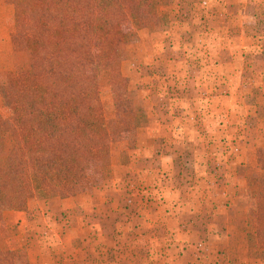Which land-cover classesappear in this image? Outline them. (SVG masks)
Segmentation results:
<instances>
[{"label": "rangeland", "instance_id": "rangeland-1", "mask_svg": "<svg viewBox=\"0 0 264 264\" xmlns=\"http://www.w3.org/2000/svg\"><path fill=\"white\" fill-rule=\"evenodd\" d=\"M14 2L15 0H0V84L6 74L29 70V53L15 51L12 45ZM156 12L158 26L140 31L133 30L131 26V31L134 34L120 49L121 74L128 80L127 96L121 109L115 104L114 96L111 95L109 88L105 87L101 90L103 118L110 127L108 129V155L106 150H102L99 160L95 162L94 171H84L75 178H68L67 182L62 185L65 189L63 197L53 195L43 197V192L37 191L28 199L23 211L3 212L0 218V249L25 251L28 264H38L36 261L41 254L42 247H38L36 244H33V248L29 249L28 247L34 260L33 263H30L26 250V246L31 244L30 242L28 244L30 236L34 234L39 241L40 238L46 240L52 235H58L61 239L63 234L75 223L70 212L62 214L60 210H57L58 206L57 209L54 207L52 210L46 209L43 202L52 203L53 201L59 202L75 198L88 205L86 215L89 216L90 221H93L95 214H104V224L99 229V234L104 239L102 244L104 247L99 249L103 253L101 255L105 259L104 264H146L144 256L150 253V250L146 249L143 244H135V247L138 246L135 256L133 252H130L133 245H130L129 240L135 241V238L139 239L142 236V224H139V221L146 217L147 211L164 206L161 205L165 204L164 195L161 192L163 184L168 182L170 186H176L179 189L182 187L185 189V186L192 187L196 178L193 174L196 166L192 162V154L203 152V149L193 142L170 147L174 153L178 154L177 158H183V160L176 162L172 172L162 168L165 173L157 174L160 176L158 177L159 181L154 180L153 177L156 174L152 173V180L147 182V179L142 177V168H152V171L155 172L157 169L160 170V164L156 157L154 159L151 156L146 158L148 152L146 153L144 150L151 151L154 148L155 151L160 149L164 153V148L162 150L157 146L158 144L149 145L150 142L145 138L146 135L144 131L141 132V129L144 130L149 122L157 118L169 121L162 113L167 106L185 107L192 103L188 99L202 98L205 91L203 87L199 86L200 82H190V79L185 81L186 77H198L199 71L203 72L202 77H209L215 72L212 69L204 68L203 65H206V62L213 63L217 58L223 61L230 60L231 56H227V52L220 54L219 51L224 45L227 46L226 50L237 46L238 30L239 32L242 30L245 38L255 39V41L253 39L251 41L257 46L253 54L247 53L244 56L243 64V60L239 59V63L235 65L237 71L244 72L243 75L248 77L246 72L250 65H254L257 70L262 72L264 69V0H157ZM252 13H258V16L254 17ZM243 29H245L244 32L247 30V34H244ZM257 29H262V33L257 34ZM240 41L243 40L240 39ZM251 43L248 44L249 47L252 46ZM205 46L208 48L203 49ZM210 57L211 59H209ZM198 62L201 66H198ZM176 77H185V79L181 83L180 81L177 83ZM258 82L259 79H256V83ZM232 83L235 84V82ZM198 103L200 100H197V105H199ZM262 104H264V100H260V105ZM149 108H152L154 112L157 109L159 111L148 114L145 111ZM0 115L4 118L7 116L1 99ZM249 122V130H245L246 135L244 136L247 140L244 147L245 163L240 167H235L234 161L227 163L229 173L236 174L237 179L229 174L226 183L234 187L235 195L240 198L239 202L246 207V213L243 209L241 212V209L236 208V212L232 214L239 220L242 219V216L244 217L243 224L241 222L239 226H236V230L234 227V233L239 236L243 233L245 237L247 252L241 256H245L255 264H264V217L258 219L255 214L250 216L248 209L249 183L254 180H264V171L261 169V160L257 152L264 147L263 144L261 145L264 130H254L252 125L254 126L255 123L253 120ZM12 144L10 136L6 134L4 147L0 154V164L5 163ZM141 150L143 151L141 152ZM240 151L241 149L233 148L230 154L232 152L238 154ZM208 167H205L206 170L210 169ZM218 167L216 166V169ZM171 173L174 174V177L171 176ZM55 179L50 180L51 186L56 184ZM256 188L257 185L254 184L250 190ZM169 198L171 199L168 202V210L172 203L178 204L180 199L177 196ZM191 199H195V197ZM39 202L42 211L36 218L41 224L38 225L39 221L35 217L25 215L21 229L13 218H8L7 224H4L5 227L3 226L5 213L24 212L26 214L29 204ZM249 203L253 206L252 200H249ZM93 205L96 208H93ZM97 208L98 210L95 211ZM112 221L119 223L114 226L110 223ZM135 221H137V226L134 227L136 233H133V222ZM26 227L33 228V232L30 230L26 232ZM95 227L90 225L84 227L86 228V237L94 238L93 233H98ZM257 231H260L261 234L259 235ZM18 233H20L19 236ZM146 233H149L147 236L153 233L148 226ZM127 243H129V247ZM89 244L92 249L93 242L91 241ZM62 245L60 241L54 245V252H57V255H61ZM47 251L50 256L52 251Z\"/></svg>", "mask_w": 264, "mask_h": 264}, {"label": "trees", "instance_id": "trees-1", "mask_svg": "<svg viewBox=\"0 0 264 264\" xmlns=\"http://www.w3.org/2000/svg\"><path fill=\"white\" fill-rule=\"evenodd\" d=\"M156 4L15 0L12 45L28 52L30 63L28 71L6 74L0 84L7 111L5 118L0 115V154L6 134L13 143L0 164V218L5 211H23L37 191L63 197L68 178L94 171L102 150L108 155L110 127L100 93L107 87L118 108L125 103L128 80L121 74L119 52L134 34L131 26L135 31L158 26ZM257 152L264 171V147ZM53 178L57 181L51 186ZM254 184L257 188L250 190ZM248 190L249 215L262 219L264 180L249 183ZM0 264L28 260L25 251L0 249Z\"/></svg>", "mask_w": 264, "mask_h": 264}, {"label": "crops", "instance_id": "crops-1", "mask_svg": "<svg viewBox=\"0 0 264 264\" xmlns=\"http://www.w3.org/2000/svg\"><path fill=\"white\" fill-rule=\"evenodd\" d=\"M237 35L238 41H236L235 48L226 50L227 46L224 45L219 51L220 54L227 52V56H231L230 60L223 61L217 58L213 63L206 62L207 64L203 65L205 69H212L215 73L209 77H202L203 72L198 70L200 76L198 74V77H186L185 81L190 79V82H200L199 86L203 87L205 91L202 98L188 99L192 103L185 107L167 106L162 113L169 121L157 118L149 122L144 130L141 129V132L144 131L146 135L145 138L150 142L149 145L158 144L159 148L162 150L164 148V153L160 149L155 151L154 148L151 151L144 150V152H148L146 158H149L148 156L153 157L152 159L156 157L160 164V170L157 169L155 172L152 171V168H142V177H145L147 182L152 180V173L156 174L153 177L154 180L159 181L158 177L160 176L157 174L165 173L163 169L172 172L176 162L183 160V158H177L178 154L174 153L170 147L193 142L203 149V152L192 154V162L196 166L193 173L196 178L192 187L185 186V189L183 187L179 189L176 186H170L168 182L163 184L161 192H163L165 204L161 205L164 206L147 211L146 217L140 219L139 224H142L140 238L142 240L135 237V241L129 240L130 245H133L132 248L135 249H130V252H133L135 256L138 247H135V244H143L146 249L150 250V253L144 256L146 264H255L252 260L241 256L247 252L245 237L243 233L241 236L234 233V227L236 230V226H239L241 222L243 224L244 217L242 216V219L239 220L232 214L236 212V208L241 209V212L243 209L246 213V207L239 202V196L235 195L234 187L226 183V178L231 174L237 179L236 174L229 173L228 162L234 161L235 167H240L245 163L244 147L247 140L244 136L246 135L245 130H249V121L253 120L255 123L254 126L252 125L254 130H264V104L260 105V100H264V69L262 72L257 70L254 65H250L246 72L248 77L243 75L244 72L237 71L235 65L239 63V59L243 60V64L244 56L247 53L253 54L257 46L251 41L253 38L248 39L243 36L242 30L241 32L238 30ZM245 41L248 43H244ZM250 43L251 47L248 45ZM207 48V46L203 47V49ZM197 64L201 66L199 62ZM184 79L185 77L175 78L177 83L179 81L181 83ZM256 79H259L258 83H256ZM197 100H200L199 105H197ZM195 101L196 103H193ZM158 111L157 109L154 112L152 108H149L145 112L150 114ZM262 139L261 145H264V138ZM233 148L241 149V151L238 154L233 152L230 154ZM206 162L215 165H207ZM216 166L219 167L216 169ZM205 167L210 169L206 170ZM171 176L174 177V174L171 173ZM239 181L238 178V184ZM170 196H177L180 199L178 204L172 203L168 210ZM193 197L195 199H191ZM43 203L46 209L52 210V207L58 206L56 209L60 210L62 214L70 212L75 223L63 234L61 239L58 235H52L46 240L40 238L39 241L32 234L28 241V244L29 242L31 244L26 246L30 263H33L34 260L28 247L29 249L33 248V244L42 247L41 254L36 261L38 264L105 263V259L101 255L103 253L99 250L100 247H104L102 245L104 239L99 234V229L104 224V214H95L93 216L95 220L90 221L89 216L86 215L88 205L75 198ZM40 206V202L29 204L26 214L24 212L5 213L3 226L5 227L4 224H7L8 218H13L21 229L25 215L35 217L39 221L36 216L42 211ZM93 208L96 206L93 205ZM97 210L98 208L95 211ZM74 213H76L75 217H73ZM49 214L51 215V213ZM136 222H133V233H136L134 228L137 226ZM110 223L115 226L119 222L112 221ZM39 224H41L40 221ZM89 225L96 226L95 228L98 230L97 234L93 233V239L85 235L86 228L84 227ZM147 226L153 232L148 236ZM31 227L33 226L31 225ZM29 230L34 229L26 227V232ZM155 233L156 235H154ZM19 235L20 233H18ZM59 241L63 244L61 255L54 252V245H57ZM91 241L93 242L92 249L89 244ZM127 244L129 247V243ZM47 250L52 251L50 256Z\"/></svg>", "mask_w": 264, "mask_h": 264}]
</instances>
